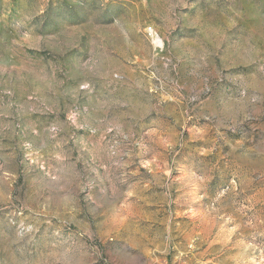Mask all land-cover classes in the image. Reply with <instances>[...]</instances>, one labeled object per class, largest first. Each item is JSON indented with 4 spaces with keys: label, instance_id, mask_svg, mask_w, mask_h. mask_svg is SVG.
<instances>
[{
    "label": "rangeland",
    "instance_id": "1",
    "mask_svg": "<svg viewBox=\"0 0 264 264\" xmlns=\"http://www.w3.org/2000/svg\"><path fill=\"white\" fill-rule=\"evenodd\" d=\"M0 264H264V0H0Z\"/></svg>",
    "mask_w": 264,
    "mask_h": 264
}]
</instances>
